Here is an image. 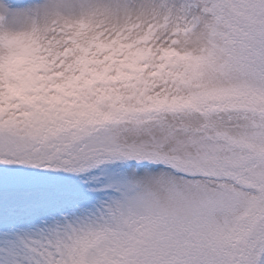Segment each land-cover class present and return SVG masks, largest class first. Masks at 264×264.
<instances>
[{
  "label": "snow or ice",
  "instance_id": "obj_1",
  "mask_svg": "<svg viewBox=\"0 0 264 264\" xmlns=\"http://www.w3.org/2000/svg\"><path fill=\"white\" fill-rule=\"evenodd\" d=\"M0 264H264V0H0Z\"/></svg>",
  "mask_w": 264,
  "mask_h": 264
}]
</instances>
